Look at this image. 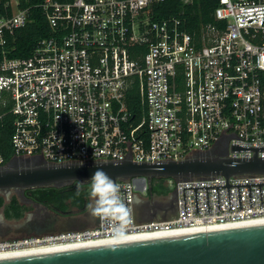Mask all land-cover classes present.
I'll return each instance as SVG.
<instances>
[{
  "label": "built area",
  "instance_id": "obj_1",
  "mask_svg": "<svg viewBox=\"0 0 264 264\" xmlns=\"http://www.w3.org/2000/svg\"><path fill=\"white\" fill-rule=\"evenodd\" d=\"M170 1L197 0H0V107L11 116L13 157L159 163L216 150L264 159V0H218L215 23L199 35L187 31L184 9L163 14ZM33 10L48 35L21 56L17 32L34 22ZM134 85L141 108L132 115ZM161 179L171 202L157 208L159 183L116 181L131 209L125 236L264 219V175ZM138 203L147 207L141 220ZM169 207L174 214L162 219ZM98 239H114L100 218L93 229L0 244V252Z\"/></svg>",
  "mask_w": 264,
  "mask_h": 264
},
{
  "label": "water",
  "instance_id": "obj_2",
  "mask_svg": "<svg viewBox=\"0 0 264 264\" xmlns=\"http://www.w3.org/2000/svg\"><path fill=\"white\" fill-rule=\"evenodd\" d=\"M218 146L225 148L223 142ZM97 168L115 181L135 177L146 178L148 182L157 178L188 180L223 176L228 179L264 175V159L256 155L249 159L226 158L216 150L159 163L127 159L48 164L40 158L12 157L0 167V191L86 185ZM0 264H264V223L0 258Z\"/></svg>",
  "mask_w": 264,
  "mask_h": 264
},
{
  "label": "trees",
  "instance_id": "obj_3",
  "mask_svg": "<svg viewBox=\"0 0 264 264\" xmlns=\"http://www.w3.org/2000/svg\"><path fill=\"white\" fill-rule=\"evenodd\" d=\"M42 0H21V7H33L34 5L40 3ZM59 2H64L68 0H56ZM218 0H197L192 6H183L177 1H170L165 4V10L163 14L167 15H178L181 10L184 9V15L188 19L187 31L191 34L199 35L201 29L206 25H212L215 23L213 18V11L217 5ZM157 10V8H156ZM34 22L29 23L21 31L17 32V41L15 46L21 51L20 55L26 56L27 52L31 49L34 41L40 37L48 35V29L45 24L44 16L39 12V10H33ZM127 103L128 110L135 115L139 112L141 108L139 89L137 85L132 86L127 93ZM0 156L3 157L5 163H7L12 157L13 152L10 144V137L12 132V120L10 114H8L7 109L0 107ZM163 179L158 178L152 180V182H157L161 189V196H166L169 194V190L165 188L162 183ZM79 185V188H78ZM89 183L86 185L72 184L71 186L64 188H37L32 190V197L37 201L44 204L48 208L55 209L60 212H84L88 207L89 201ZM154 188L152 189L153 192ZM79 191V195L77 192ZM154 193V192H153ZM15 209H18L16 200H13ZM21 210L18 209L15 214V218L20 217Z\"/></svg>",
  "mask_w": 264,
  "mask_h": 264
},
{
  "label": "flooded vegetation",
  "instance_id": "obj_4",
  "mask_svg": "<svg viewBox=\"0 0 264 264\" xmlns=\"http://www.w3.org/2000/svg\"><path fill=\"white\" fill-rule=\"evenodd\" d=\"M32 189H9L0 191V244L14 245L24 240H33L46 236H54L65 231L59 226L62 218L68 217L70 212H60L50 209L32 197ZM13 200H16L21 215L15 218L18 209H15ZM174 212L168 208L167 212L160 215L162 219H167ZM152 217H146L151 219ZM21 224L11 227L8 221H19Z\"/></svg>",
  "mask_w": 264,
  "mask_h": 264
},
{
  "label": "clouds",
  "instance_id": "obj_5",
  "mask_svg": "<svg viewBox=\"0 0 264 264\" xmlns=\"http://www.w3.org/2000/svg\"><path fill=\"white\" fill-rule=\"evenodd\" d=\"M88 191L94 199V205H89L91 215L107 223L114 239H122L131 221V209L121 195V185L103 169L97 168L89 179Z\"/></svg>",
  "mask_w": 264,
  "mask_h": 264
},
{
  "label": "bare ground",
  "instance_id": "obj_6",
  "mask_svg": "<svg viewBox=\"0 0 264 264\" xmlns=\"http://www.w3.org/2000/svg\"><path fill=\"white\" fill-rule=\"evenodd\" d=\"M264 219L256 220L250 223H245L242 225H251V224H263ZM212 227H195V228H188V229H179L174 231H168V230H156V231H140L133 234H129L127 236H124L122 239H98V240H90L87 242H74V243H61V244H54V245H45L35 248H24V249H17L13 251H6V252H0V258H9V257H15V256H24V255H39L44 254L48 252H55L60 250H66V249H73L83 246H94V245H100V244H110V243H117V242H126V241H134V240H143V239H149V238H156V237H162V236H168V235H174V234H183L187 232H195V231H206L209 230Z\"/></svg>",
  "mask_w": 264,
  "mask_h": 264
},
{
  "label": "rangeland",
  "instance_id": "obj_7",
  "mask_svg": "<svg viewBox=\"0 0 264 264\" xmlns=\"http://www.w3.org/2000/svg\"><path fill=\"white\" fill-rule=\"evenodd\" d=\"M155 180V179H152ZM155 183V182H154ZM157 185L156 183L154 184V186ZM153 192L156 194V203H155V207H160V206H164L167 203L171 202L170 199V195H166V196H161L160 192L161 189L159 187H155ZM93 204L94 205V199H92L89 196V201H88V207L86 209V211L84 212H72L70 211V213L68 214V217L62 218L59 226L65 228V231H83V230H88V229H93L97 226V218L93 215H91L90 209H89V205ZM146 210L147 207L144 204H137V217L138 219H143V217H145L146 214ZM22 222V220L19 221H8L6 224L11 226V227H16L18 225H20Z\"/></svg>",
  "mask_w": 264,
  "mask_h": 264
}]
</instances>
